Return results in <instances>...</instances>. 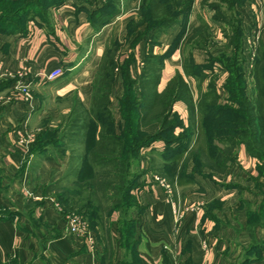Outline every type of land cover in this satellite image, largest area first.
<instances>
[{"label": "crops", "instance_id": "crops-1", "mask_svg": "<svg viewBox=\"0 0 264 264\" xmlns=\"http://www.w3.org/2000/svg\"><path fill=\"white\" fill-rule=\"evenodd\" d=\"M137 2L126 1L99 30L89 22V13L104 0H65L47 12V22L32 19L25 24L24 32H0V264H132L133 257L118 230L122 211L104 213L101 221L90 227L92 211L85 207L77 212L83 209L90 190L84 186L79 189L77 184L79 179L91 176L89 147L101 129L89 114L94 107L93 84L101 59L110 51L115 67L104 107L111 112L113 133L118 135L124 126L120 107L126 93L123 74L130 79L138 77L148 49L146 35L136 38L145 23L132 28L138 19L134 11ZM259 2L249 0L235 5L246 59L254 54L250 38H261L264 45V4ZM192 5L187 31L203 21L210 26L212 40L225 41L222 30L210 19L211 12L199 0ZM199 9L201 20L194 16ZM207 51L212 52L210 45L203 52L194 50L195 61L201 63L198 57L206 56ZM181 64V50L176 46L164 60L159 92L172 76L184 74ZM125 65L126 71L122 70ZM245 66L244 62L246 73ZM52 67H59L61 76L50 81L45 73ZM209 71V79L215 75L218 102L229 103L223 87L228 72L219 66ZM245 77L248 87L253 78L249 74ZM207 82L187 78L194 103L206 91ZM20 83L28 86L27 100L16 93ZM132 89L139 98L137 83ZM170 106L186 127L187 105L174 101ZM76 113L81 115L79 120L88 116L85 137L78 133L77 125L68 131L70 114ZM196 119L194 113L193 121ZM158 124L152 121L141 130L152 134ZM56 128L64 129L65 148L44 152L36 149V134ZM180 131L182 126H177L172 133L177 136ZM195 135L178 163L186 160L190 150L205 154V147H192ZM222 137L227 138L215 140L217 150L228 151L231 160L214 167L203 162L201 170L191 172L194 162H199L191 156L182 168L186 177L181 178L190 181L181 184L176 182L177 175L168 179L169 163L158 155L165 147L162 139L137 149L139 174L130 189L137 207L124 214L134 224V252L141 264H264L263 161L249 154L244 139L236 138L235 145H231ZM71 166L80 169V177ZM99 201L103 203V199ZM71 215L79 216L92 233L93 249L84 234L68 232ZM106 244L108 250L103 251Z\"/></svg>", "mask_w": 264, "mask_h": 264}, {"label": "trees", "instance_id": "trees-1", "mask_svg": "<svg viewBox=\"0 0 264 264\" xmlns=\"http://www.w3.org/2000/svg\"><path fill=\"white\" fill-rule=\"evenodd\" d=\"M193 1L186 0L185 3L178 4L176 0H147L146 14L142 12L144 14L143 22L145 21L144 23H146L147 20L150 25L149 27H161L160 29L164 30L170 23L166 17L179 11V9H187L189 13L192 9ZM245 1L249 0H199V4L211 12V21L222 30L226 38V49L225 51H219L217 53L219 55L212 58L211 64L196 65L192 60L185 59L182 65V72L184 74L172 76L161 92L158 91L157 86L160 82L164 60L176 45L171 44L162 53H157L153 51L154 45L148 44L146 57L142 62L138 77L130 79L127 73L123 74L126 93L121 100L120 107L124 126L118 135L113 133L111 127L113 119L111 112L104 107L109 88L113 81L112 73L115 67L112 57L113 52L110 51V53L105 54L100 61L97 71L98 75L93 84L94 94L92 104H94V107H92L93 109H91L89 114L91 115V119L101 125V129L97 138L94 139L93 144L89 147L91 176L86 180L79 179L82 184L80 185V182L77 184L79 189L85 187L90 190L87 193L83 209L79 208L77 212H83L85 207L89 208L92 211L89 225L90 227H94V224L101 221L102 214L110 213L113 210L122 211L123 218L117 222L118 230L122 236L123 245L126 249H129L130 255L133 257L132 264L134 261H137L138 264H141V262L134 252V240L132 238L134 224L124 213H127L131 208L137 207L134 197L130 194V189L135 185V179L139 173L133 176L132 180L124 186L120 200H117V198L113 199L109 195L106 196V194H109L108 190L111 188V180L109 179L115 178L117 175L113 171H116L124 164L125 168L129 166L131 159H136L135 155L139 147L149 144L154 139H162L165 147L158 155L169 163L168 171L166 170L167 175L169 166L175 167L183 156V151L191 144L194 133L196 135L192 147L196 144H199L201 149L205 147L203 150L205 155H209L211 150L219 154V151L212 146L213 142L211 140H217L221 136L227 137H222V141L231 142L230 144L232 145H235L236 138L239 135L252 137L244 139L248 152L252 156L254 155L264 161V45L260 41L256 52H253L254 54L251 58V67L248 74L252 76L253 82L250 87V94H248V87L245 81L246 73L242 68L243 63L246 61L242 53V29L237 12L235 11V5L243 4ZM64 2L65 0L59 1L55 5H51V7H58ZM171 2L175 3L172 8L168 7ZM115 4L111 1H104V4L97 10L89 13V22L93 25L94 30H99L100 27L106 25V23L115 17L116 13L121 9V7ZM32 19H36V17L32 16L27 21ZM42 19L45 20V18ZM151 19H154V21ZM3 20L0 16V32L14 33L9 32L2 26ZM27 21L24 23L22 30L17 32L25 31ZM192 35H201L200 38H202V41H206V45L209 40H212L210 26L203 21L200 22L197 28L193 29ZM217 61L220 64L219 67L228 72L223 82V87L227 92L229 103L218 102L219 94L214 86L215 75L210 77L208 89L201 92L198 100L194 103L187 78L192 77L199 81L202 76H205L202 75L203 71H200L201 67L210 70L213 68V62ZM124 67L126 68V65L123 66L122 70L126 71ZM134 83H137L140 90L139 98L136 97L132 89ZM174 101H182L187 105L189 119L187 120L186 127L180 122L175 112L171 111L170 105ZM130 106L135 108L132 109ZM194 113L197 114L196 121H193ZM80 116L77 113L70 114L67 128L69 131L70 127L77 125L78 133H81L85 137L89 127L88 116L79 120ZM152 121L159 123L152 134L141 130V127L146 126ZM244 125L251 127L252 130L249 134H247ZM177 126H182V131L176 136L172 132ZM58 130L60 129L56 128L52 131L47 129L41 130L36 134L33 145H36V149L44 152L45 148L52 142V138L53 140L56 138ZM63 136L65 137V134ZM64 137L60 139L62 140ZM251 145H255V147ZM58 148H65V142L62 141ZM224 154L225 157L223 156V158L226 161L231 160V154L228 151ZM110 165L112 170L107 171L103 169L110 167ZM223 165L221 164V166ZM97 166L98 170L94 169ZM71 167L74 170L73 173H76V175L80 173V169L76 170L75 167ZM120 175L122 174L120 173ZM187 181L189 182L190 179L182 180L178 176L176 178L177 184L186 183ZM99 199H103V203H100ZM106 201L110 202L109 205L105 204ZM114 202L118 203V206H112ZM105 250H108L107 244L103 251ZM101 258H104L105 262L104 254Z\"/></svg>", "mask_w": 264, "mask_h": 264}, {"label": "rangeland", "instance_id": "rangeland-1", "mask_svg": "<svg viewBox=\"0 0 264 264\" xmlns=\"http://www.w3.org/2000/svg\"><path fill=\"white\" fill-rule=\"evenodd\" d=\"M59 1H62V0H0V16L4 19L2 26L4 28H6L9 32L16 33L17 31L22 30L24 23L28 19L32 18V16H35L37 21L47 22L48 18H49L47 15V12L50 9L54 8V7H51V5H55V3H58ZM104 1H108V2L111 1L113 4H115V2H117L115 5L120 7L121 5L123 6L127 0H118V1L113 0L114 2L112 0H104ZM129 1H131V0H129ZM176 1H178V4L179 3L181 4L183 2L185 3L186 0H176ZM262 1H264V0H260L259 3L263 6L264 3H262ZM174 4L175 3L171 2V4H169L168 7L172 8L174 6ZM146 5H147V0H138L137 4L135 5L136 7L134 9L138 19H136L135 24H133L132 28L138 24H141L143 26L144 14H142V12L146 14V7H147ZM197 9H198V7H197ZM189 13H188L187 9L186 10L185 9L184 10L179 9V11H176L172 15H169L168 17H166L167 21H169L170 23L168 24V26L166 28H164V30L163 29L161 30L160 29L161 27L160 28H156L155 26L149 27L150 26L149 22L146 20L145 28H143L144 30L142 29L140 33H137L136 38H138V37L142 38L143 35H146V39L148 40V44L154 45L153 51H155V52L158 50L165 51L169 47V45H171V44L178 46L179 49L181 50V55H182L181 67H182L185 59L192 60L193 63L196 65L208 64L211 62L212 58L219 55V54H217L219 51H225L226 41L209 40L207 45L211 46L212 52L210 53L207 51L206 56L204 54V56L198 57V58H201L200 59V60H202L201 63L196 62L194 59V55H192L193 51L195 50L196 52L197 51L199 52L200 50H202V52H203V50L206 49L207 45H206V41H204V40L202 41V38H200L201 35L200 36L199 35H192V31L194 28L192 30H190L189 32L187 31L188 30L187 18L189 16ZM42 15H44V17H42ZM202 15H203L202 10H200V9L197 10L196 14H194V16L198 17L199 20H201L200 16L202 17ZM145 17H146V15H145ZM42 18H45L46 21L43 20ZM151 20L154 21V19H151ZM251 40L253 43L251 42ZM260 41H261V38H257V37H254L253 39L250 38L249 46L252 43V46L254 47L253 52H256ZM111 43H113V41ZM114 45L116 47H118L119 44L114 43ZM202 52H201V55H203ZM250 62H251V59H250V57H248L245 61V63H246V66H245L246 74H248L250 71L249 70L250 69ZM219 65L220 64L218 61L213 62V67H218ZM200 71H203L202 75H205V76L201 75L202 78L199 79V83H201L202 80L205 83L206 79H208V82H209L210 81V79L208 78L210 75L209 69L201 67ZM220 81H221V78L218 80L219 84H220ZM208 82L206 84V87L208 86ZM251 84H252V82L250 83V85ZM247 93L250 94V87H249ZM245 128H246L247 134H249V132L252 130L249 125H246ZM207 131H208V129H207ZM64 134H65V132L63 129L58 130L56 133V138L54 140L52 138V142L49 143V146L47 148H45V150L47 151L50 148H56V147H57V149H59L58 147L60 146V143H62V141H63L60 138H62ZM238 135H239V133H238ZM238 135H236V137H238ZM232 136H235V135H232ZM248 137L247 136L245 137V135L244 136L239 135L238 138L245 139ZM249 138H252V137H249ZM211 142H213L212 146L214 148H216V149L219 148L218 147L219 145L217 144V142L215 140H211ZM57 143L59 146L57 145ZM227 143L230 144L231 142L230 143L227 142ZM251 146L255 147V145H251ZM218 151L220 152L222 150L220 149ZM256 151H257V149H256ZM224 153H226V152H224ZM224 153L220 152L219 154H217V153H215L214 150H211L209 155H205V154L198 153L195 150H190L186 154L187 155L186 160H184L182 163H178V165H176L175 167H173L172 165L169 166L168 179L172 180L175 175H177L180 178L186 177L185 172H183L184 170H182V168L187 163V159L191 156H192L193 160L195 159L196 162H198V161L200 162V163L198 162L199 165H198V163L196 165V163L194 162V166H192V168H191V172H194V171L197 172V171L201 170V168H202L201 165L203 164V162H206L208 165H210L212 167H214L215 164L217 166L220 164H224L226 162V160L223 158V156L225 157ZM136 160H137V158L134 160L131 159V163L129 164V166H126V168H125V164H124V165H122V167L120 166L116 171H113L114 174H117L116 175L117 177L115 176V178L112 177V179H109V180H111L110 181L111 182V188L108 190L109 196L112 197L113 199L117 198V200H120L122 197L124 186H126V184L132 180L133 176L137 175L138 171L136 168ZM260 167L264 169V161L262 162V165ZM103 169L107 170V171L112 170L111 165H110V167H105ZM125 169H127V170L125 171ZM120 173L122 175H120ZM118 176H121V177H118ZM112 206L116 207V206H118V203L114 202V204Z\"/></svg>", "mask_w": 264, "mask_h": 264}, {"label": "built area", "instance_id": "built-area-1", "mask_svg": "<svg viewBox=\"0 0 264 264\" xmlns=\"http://www.w3.org/2000/svg\"><path fill=\"white\" fill-rule=\"evenodd\" d=\"M45 75L47 80H54L61 76V69L59 67H52L49 71L45 73ZM15 89L16 93H18V95L23 99L27 100L30 98V93L28 92V86L26 84L20 83L15 87ZM155 179L158 180L164 188H168V185L162 179L157 176H155ZM67 225L69 233L84 234L85 239L87 242H89L90 247L92 249L94 248L95 241L93 239V235L89 230H87L84 221L79 216H69L67 220Z\"/></svg>", "mask_w": 264, "mask_h": 264}]
</instances>
